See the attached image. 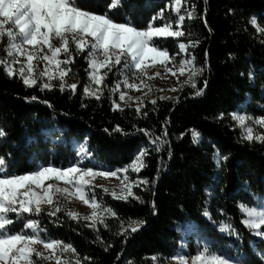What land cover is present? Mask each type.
<instances>
[{
	"label": "snow or ice",
	"instance_id": "obj_1",
	"mask_svg": "<svg viewBox=\"0 0 264 264\" xmlns=\"http://www.w3.org/2000/svg\"><path fill=\"white\" fill-rule=\"evenodd\" d=\"M197 3L198 0H168L164 7L145 19L137 14L140 9L138 0H0V52L5 53L0 56V68L6 77H18L26 89L45 94L58 89L61 94L67 93L69 100L78 98L81 108L95 107L108 99L112 111H119L123 116L125 108L134 107L133 119L148 120L150 113H158V100L173 104L169 116L160 122L162 131L159 134L154 129L138 128L135 123H132V133L125 132L119 124L112 129H103L109 135L143 133L147 137V146L139 147L123 167H106L98 161L87 134L82 141H74V152L70 158L66 156L67 166H56L51 161L37 163L38 151L31 157L30 164L26 162L31 170L19 173L16 171L18 161L11 152L0 155V264H94L93 258L87 255L81 257L72 243L54 238L48 224L54 227L67 224L76 232L81 227L90 228L94 235L90 243L97 244L105 252L113 245L102 238L98 226L102 225L113 236H123L126 242L131 233L138 232L147 224L146 219L125 218L104 204L103 196H98L96 192L97 188L103 193H110L114 200L147 205L152 216L158 215L159 208L154 197L157 182L168 169L167 161L160 158L152 180L139 175L132 180L130 173L139 174L148 167L145 158L150 152L160 154L167 151L169 160L173 155L168 129L171 111L180 102V97H154L151 81L171 74L176 77L177 86L170 91L183 92L185 86L190 87L191 91L185 99L206 94L209 81L205 72H211L209 50H203V63L199 64L195 50L202 41L193 38L191 31L186 35L185 30L186 20L203 19L209 35L212 33L204 19L209 0H202L203 14L198 12ZM228 11L231 13L234 10L230 8ZM257 21L254 16L249 23L255 26L258 39L264 45V27ZM182 37L184 41H181ZM173 40L177 50L170 54L163 45ZM228 56L235 58L232 53ZM77 58L86 64V79L82 84L78 72L73 70L78 63ZM240 75H246L250 83L254 82L253 69ZM182 76L186 79L180 81ZM201 78L203 86L198 87L197 81ZM155 91L163 92L164 89ZM117 95L119 102L113 99ZM23 99L46 105L53 111L55 119V107L48 99H41L35 94ZM93 101L95 104H92ZM260 108L264 110V104ZM229 115L241 129L239 142L247 141L250 145L258 142L264 147V131H257L264 130V114L255 116L247 111L241 114L238 106ZM223 118V112L216 117L218 121ZM188 131L191 132V142L200 144L201 133L195 129ZM185 134L180 133L177 139H182ZM40 135L52 142L54 158L60 155L55 152V147L56 143L63 142L65 129L52 123L42 127ZM7 136L4 127H0V140L7 142ZM25 142H31L27 144L29 147L39 143L36 137L27 135ZM213 148L211 160L217 176L213 178L212 185L203 190L206 199L202 216L218 226L216 231L220 236L235 237L238 242L242 238L233 225V218L223 209H217L223 219L215 220L210 211L211 200L219 184L218 174L226 170V162L230 159V154L222 153L215 145ZM113 177L119 184L111 191L104 184L97 183L98 180L106 181ZM249 187L246 184L243 190L247 191ZM134 188L141 193H150L153 199L146 200ZM248 195L253 203H239V210L245 217L241 223L251 235L264 241V196L254 192ZM74 200L87 206L90 214L81 215L70 209L68 206ZM109 218L118 221L115 231L109 226ZM72 221L76 222L75 227L69 223ZM176 231L181 233L179 248L167 257L153 255V264H264V251L255 249V241H250L249 247L254 249L256 259L249 261L240 247H236L235 255H232L231 249L235 245L221 244L207 228H201L190 218L178 224ZM193 239L194 253L190 248ZM116 259H120V254ZM126 264L133 262L128 260Z\"/></svg>",
	"mask_w": 264,
	"mask_h": 264
},
{
	"label": "trees",
	"instance_id": "obj_2",
	"mask_svg": "<svg viewBox=\"0 0 264 264\" xmlns=\"http://www.w3.org/2000/svg\"><path fill=\"white\" fill-rule=\"evenodd\" d=\"M167 3L168 0H138L140 9L137 14L148 19ZM230 8L234 10L231 13L228 11ZM197 9L203 14L202 0H198ZM254 16L258 18V24L264 27V0H209L208 13L204 19L212 29L211 35L204 26L203 19L185 21L186 35L191 31L194 34L193 38L202 41L195 50L199 64L203 63V50H209L211 72H205L209 81L205 95L185 99L191 89L184 88L178 96L180 102L171 111L168 131L172 158L169 160L167 151L160 154L150 152L145 158L148 167L138 174L141 178L147 177L152 180L156 176L160 158L168 163V169L160 176L156 185L154 199L159 208L158 215L152 216L147 205L114 200L96 191L98 196H103L104 204L111 206L121 216L143 218L147 220V224L138 232L131 233L126 242L123 236H113L100 225L102 238L113 245L108 252L97 244L90 243L94 238L90 228L81 227L76 232L67 224L61 227L48 224L54 238L72 243L81 257L87 255L93 258L94 264H126L128 260L133 264H153L151 260L153 255L167 257L178 249L181 233L176 231V226L190 218L201 228H207L221 244L235 245L231 249L232 255H235L236 247H240V251L248 255L249 261L256 259L253 255L254 249L249 247L250 241L256 242V250L264 251V241L256 239L249 233L241 223L244 217L239 210L241 201L253 203L249 192L264 196V147L258 142L251 145L247 141L239 142L240 131L229 115L237 110L238 106H243L244 111L255 116L264 114V110L260 108V105L264 104V45L258 39L259 33L256 32L255 26L249 23ZM189 24L192 25L191 28L187 27ZM180 39L184 41L185 38ZM163 46L168 48L170 54L177 50L174 40ZM229 53L235 58L230 59ZM0 56H4L3 52H0ZM77 59L78 63L73 66V70L78 72L82 84L86 79L84 72L86 64L82 59ZM249 69L255 72L252 83L246 75H240L241 72L247 73ZM197 86H203V78L197 81ZM80 90L82 91V88ZM33 94L53 103L55 119L53 111L46 105L26 102L23 99ZM92 104H95V101ZM158 104L159 112L150 113L148 120L133 119L134 108H125L123 116L119 111L113 112L108 99H104L95 107L90 105L81 108L78 98L69 100L67 93L61 94L58 89L47 94L26 89L18 77L8 78L0 68V127H4L8 133L7 142L0 140V155L11 152L18 161L16 171L19 173L31 170V167L26 166V162L30 164L31 157L38 151L40 155L37 163L51 161L56 166L61 164L67 166L66 156L70 158L74 152V141H82L87 134L98 161L106 167H123L130 162L139 147L147 146V137L143 133L127 136L121 133L109 135L103 129L105 127L112 129L119 124L125 132L132 133L134 131L132 123H135L138 128L154 129L159 134L162 131L160 122L169 116L173 104L160 100ZM221 112L224 113V118L218 121L216 117ZM52 123L65 129L63 142L56 143L55 152L60 155L55 158L52 153V142L46 136L40 135L41 128ZM189 129L201 133L203 145L191 142ZM182 132L186 134L178 140L177 137ZM26 135L36 137L39 141L38 146L37 144L27 146L31 142H25ZM213 145L222 153L230 154V159L226 162V170L218 174L219 184L211 200L210 211L215 220L223 219L217 209H223L233 218V225L242 238L238 242L232 237L220 236L216 231L218 226L202 216L206 199L203 190L206 186L212 185L213 178L217 176L211 160L215 150ZM45 152H48V155H44ZM246 184L250 187L244 191ZM134 191L143 195L146 200L153 199L150 193H141L136 188ZM69 223L73 227L76 226L74 221ZM108 223L115 231L118 221L109 218ZM190 248L194 253V239ZM117 254H120L119 260L116 259Z\"/></svg>",
	"mask_w": 264,
	"mask_h": 264
},
{
	"label": "rangeland",
	"instance_id": "obj_3",
	"mask_svg": "<svg viewBox=\"0 0 264 264\" xmlns=\"http://www.w3.org/2000/svg\"><path fill=\"white\" fill-rule=\"evenodd\" d=\"M173 16H174V14H173ZM3 54L5 55V53H3ZM16 67H19V65H17ZM41 67H42V65H41ZM185 79H186V76L180 77V81H183ZM151 84H152L153 89H154V93H153L154 97H158L160 95L178 97L179 94L181 93V92L170 91V89L172 87L177 86L176 77L171 76V74H168L165 78H159V77L155 78L153 81H151ZM185 88H190V87L185 86ZM155 89H164V91L163 92H159V91H155ZM132 94L133 95H139V93H132ZM113 99L118 101V95L114 96ZM240 109H241V114H243V112H244L243 106H241ZM233 122H234L235 127L241 132V129L236 124V122L235 121H233ZM257 131H264V130L257 129ZM198 145H203V140H201V143L198 144ZM121 175H123V174H121ZM137 175L138 174H136V173H130V179L135 180L137 178ZM97 183L104 184L111 191L114 188V186L119 184V181L116 178L113 177V178H109L106 181L102 180V179L98 180ZM116 190L118 191V188ZM96 191H100L103 195H108V196L111 197L110 193H103L102 189H100V188H97ZM68 207L70 209H72V210H75V211L79 212L81 215H87V214H90V212H91V210L89 208H87V206L83 205L82 202L75 201V200L73 201V203L69 204ZM232 238L235 239V237H232ZM255 238L260 240V238H258V237H255ZM179 245H180V243H179ZM178 248H179V246H178Z\"/></svg>",
	"mask_w": 264,
	"mask_h": 264
}]
</instances>
